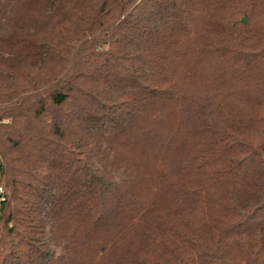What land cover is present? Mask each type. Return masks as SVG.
Returning a JSON list of instances; mask_svg holds the SVG:
<instances>
[{"label":"trees","instance_id":"obj_1","mask_svg":"<svg viewBox=\"0 0 264 264\" xmlns=\"http://www.w3.org/2000/svg\"><path fill=\"white\" fill-rule=\"evenodd\" d=\"M0 190V264H264V0H0Z\"/></svg>","mask_w":264,"mask_h":264},{"label":"water","instance_id":"obj_2","mask_svg":"<svg viewBox=\"0 0 264 264\" xmlns=\"http://www.w3.org/2000/svg\"><path fill=\"white\" fill-rule=\"evenodd\" d=\"M242 23H244V24H245V23H246V19H244V18H243V19H242Z\"/></svg>","mask_w":264,"mask_h":264},{"label":"rangeland","instance_id":"obj_3","mask_svg":"<svg viewBox=\"0 0 264 264\" xmlns=\"http://www.w3.org/2000/svg\"><path fill=\"white\" fill-rule=\"evenodd\" d=\"M141 172H143V171H141ZM0 193H1V190H0Z\"/></svg>","mask_w":264,"mask_h":264}]
</instances>
